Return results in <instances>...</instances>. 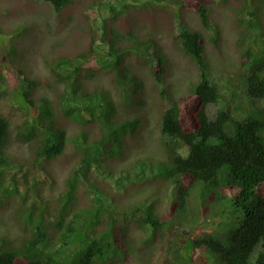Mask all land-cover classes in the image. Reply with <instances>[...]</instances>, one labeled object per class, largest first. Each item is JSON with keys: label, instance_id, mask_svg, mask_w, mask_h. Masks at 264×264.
I'll return each mask as SVG.
<instances>
[{"label": "trees", "instance_id": "trees-1", "mask_svg": "<svg viewBox=\"0 0 264 264\" xmlns=\"http://www.w3.org/2000/svg\"><path fill=\"white\" fill-rule=\"evenodd\" d=\"M42 1L64 27L80 6L82 12H99L104 4L116 16L141 0ZM179 2L198 13L203 27L214 28L207 5ZM239 2L235 27L241 65L247 68V104L241 114L224 109L209 116L221 94L207 72L205 39L202 32L183 28L178 39L201 78L183 106L162 115L160 147L166 157L152 153L125 170L113 166L126 158L147 124L141 114L144 84L128 55L144 58L149 74L165 84V53L134 28L120 32L106 20L100 29L96 19L84 49L46 59L49 82L19 69L16 87L0 86V98L13 92L23 110L14 136L26 151L18 155L10 149L11 121L0 114V210L9 209L7 219L23 233L16 244L0 232V264H128L134 247L152 245L169 232L180 235L182 250L164 264H264V109L255 107L264 102V0ZM4 62L0 57V70L15 73ZM101 73H110L109 88ZM42 87L46 94L38 96ZM54 163L69 170L63 190L54 191ZM147 178L160 181L165 193L177 190L170 215L158 212L156 198L125 204L133 196L126 183ZM202 213L218 218L228 239L196 238L190 224ZM134 223L141 232L137 246L130 237Z\"/></svg>", "mask_w": 264, "mask_h": 264}, {"label": "rangeland", "instance_id": "rangeland-1", "mask_svg": "<svg viewBox=\"0 0 264 264\" xmlns=\"http://www.w3.org/2000/svg\"><path fill=\"white\" fill-rule=\"evenodd\" d=\"M92 1H87L88 5ZM179 1L181 0H141L138 3H131L132 5L126 9L127 12H121L116 16L111 14L104 4L99 12L98 9L82 12L80 9L83 8L80 6L71 23L63 27L57 22L52 6L42 0H0V57L4 58L6 61L4 63L9 69L15 71V73H7L0 70V86L7 90L16 87L22 79L19 69L29 72L32 78L49 82L51 74L49 67L46 66V59L56 56L60 58L61 53L72 54L84 49L88 39L87 29L90 25L91 27L95 25L96 19L100 29L106 20L120 32L134 28L142 40L147 41L152 38L151 41L158 42L165 53L168 59L165 84L158 85L149 74L144 58L140 59L134 54L128 55L129 63L135 64L136 71L144 84V110L141 114L147 119V124L139 138L131 142L126 158L113 166L117 171H121L147 154L165 156L163 147H160L162 146L160 143L162 115L171 107L178 104L180 107L183 106L182 103L193 93L192 86L199 83L201 78L198 65L185 54L181 41L178 39L183 28L200 31L205 39V58L209 65L207 72L211 80L218 85L221 94L220 102L209 107V116L214 119L219 111L224 109L234 113L238 111L241 114L242 106L247 104V88L243 80V73L247 68L241 65L242 53L237 46L238 30L235 27L239 0H228V2L191 0L194 3L205 4L210 9L211 23L215 25L210 29L202 26L199 15L193 8L182 7ZM113 16L116 17V21L113 20ZM153 60H155L154 57L150 58V61ZM109 75L110 73L100 74L106 88L110 87L109 82H106ZM43 88L46 87L38 90V96L46 94ZM164 89L167 94L163 96ZM12 94L13 92L9 91L5 98H0V114L11 121L13 130L10 149L22 155L26 151L21 148L19 150L14 133L15 127L20 123L23 110L12 98ZM255 107L264 109V102L256 103ZM181 152L186 153V148L182 147ZM24 157L27 155L24 154ZM50 169L56 177L57 185L54 191L63 190L64 181L69 172L67 166L54 163L50 165ZM115 180L117 178L110 180V183L114 185ZM155 181L147 178L144 182H127L128 193L133 196L129 197L125 204L156 198L159 200L158 212L170 215L171 205L177 197V190L172 187L165 193L160 181ZM113 185L112 187L115 188ZM117 189L115 188V193ZM122 191L121 188L118 189V192L122 193ZM196 205L203 211L200 203ZM8 210H0V232L13 238L17 244L23 233L10 219H7ZM209 215L206 218L202 213L198 215V220L190 224L196 238L211 234L228 239V236L223 233L226 231L221 221ZM49 224L48 222L47 228L51 234ZM140 234L137 223H134L131 226L130 237L136 246L140 244ZM180 250H182L180 235L177 232H169L152 245L144 248L134 247L128 264H164L167 256ZM200 264H206V262L202 261Z\"/></svg>", "mask_w": 264, "mask_h": 264}]
</instances>
